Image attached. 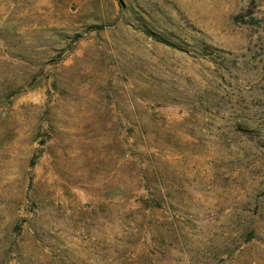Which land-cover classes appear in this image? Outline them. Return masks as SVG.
I'll return each mask as SVG.
<instances>
[{"label": "rangeland", "instance_id": "1", "mask_svg": "<svg viewBox=\"0 0 264 264\" xmlns=\"http://www.w3.org/2000/svg\"><path fill=\"white\" fill-rule=\"evenodd\" d=\"M0 264H264V0H0Z\"/></svg>", "mask_w": 264, "mask_h": 264}]
</instances>
